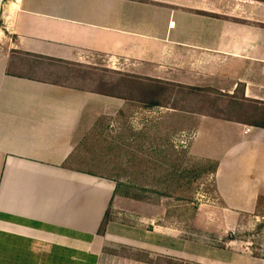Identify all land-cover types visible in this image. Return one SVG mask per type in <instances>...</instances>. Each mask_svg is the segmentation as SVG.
Returning <instances> with one entry per match:
<instances>
[{
  "label": "crops",
  "instance_id": "obj_1",
  "mask_svg": "<svg viewBox=\"0 0 264 264\" xmlns=\"http://www.w3.org/2000/svg\"><path fill=\"white\" fill-rule=\"evenodd\" d=\"M0 23V264H264V241L231 237L190 252L168 225L142 215L140 202L115 194V182L67 166L88 164L78 154L99 121L177 112L146 107L142 84L216 89L205 84L224 81L227 94L242 86L245 99L263 104L264 3L4 0ZM82 71L122 80L114 96L95 94ZM188 116L196 123L181 133L191 154L218 164L222 210L253 215L264 197V129ZM258 229L264 238V224Z\"/></svg>",
  "mask_w": 264,
  "mask_h": 264
},
{
  "label": "rangeland",
  "instance_id": "obj_2",
  "mask_svg": "<svg viewBox=\"0 0 264 264\" xmlns=\"http://www.w3.org/2000/svg\"><path fill=\"white\" fill-rule=\"evenodd\" d=\"M205 86L226 93L213 88L191 93L167 87L162 98L169 101L171 108L176 107V113L169 112L168 116L162 114L164 110L156 109L151 120L97 122L82 147L84 152L78 154L79 162L86 160L88 164L67 166L117 182L120 193L142 204V215L155 216L158 225H168L169 235L189 244L183 246L190 252H198L196 247L203 244L222 247L231 237L257 246V242L264 241L262 230L258 229L264 221L257 217L264 215V197L253 215L223 211L225 205L215 184L218 164L191 154V138L183 137L181 132L192 129L196 123L187 120L188 113L256 122L264 119V103L244 100L242 86L234 95L227 94L228 82L209 80ZM118 252L122 255L124 251ZM181 261L169 264H184Z\"/></svg>",
  "mask_w": 264,
  "mask_h": 264
},
{
  "label": "trees",
  "instance_id": "obj_3",
  "mask_svg": "<svg viewBox=\"0 0 264 264\" xmlns=\"http://www.w3.org/2000/svg\"><path fill=\"white\" fill-rule=\"evenodd\" d=\"M253 1H256L259 3H264V0H253ZM78 74L82 80L88 79L89 81H91V86H89V88H87V90H89L95 94H103V95H109V96H114L115 91L117 90L116 84L119 80H122V79H117L115 77L116 75L110 74V76H108L109 82L107 84L106 82L104 83L102 81L101 76L95 75V73L90 74V73H84V71H82L81 73H78ZM167 87L179 88V89L181 88V89L187 90L188 92H191V93H200V92L204 91V89H202V88L183 87V86H178V85H173V84H169V86H167V85L162 84L160 82H152L151 85L142 84V87L140 88L141 101L148 108H150V107H161V106H164L165 104H167V105H169V107H171V104L168 101L165 102L162 98V96L165 95V93L168 90ZM81 89H83V88H81ZM244 100H245V98H244ZM252 103L258 104L254 100ZM174 108H176V107H173L172 109H174ZM201 112H203V111H201ZM238 121H241V123H247L250 126L255 127V128L264 129V119H262V120L257 119L256 122L255 121L254 122H248V121H244L242 119H239ZM115 184H116L115 194L120 193L119 192V187H120L119 184H117V182H115ZM126 197L131 198V199H135L134 197H129V196H126ZM109 219H110V211H107L105 218H104V221H103L101 228L99 230V234L104 233L105 228L109 222ZM263 224H264V222H263ZM175 261H177V260L171 259V258H169V260H165L163 258L158 257L157 260L155 261V263H157V264H169V263H172ZM178 262H180V261H178ZM181 262H183L184 264H193V263L184 262V261H181Z\"/></svg>",
  "mask_w": 264,
  "mask_h": 264
},
{
  "label": "water",
  "instance_id": "obj_4",
  "mask_svg": "<svg viewBox=\"0 0 264 264\" xmlns=\"http://www.w3.org/2000/svg\"><path fill=\"white\" fill-rule=\"evenodd\" d=\"M3 1H4V0H0V6H1V4H2Z\"/></svg>",
  "mask_w": 264,
  "mask_h": 264
}]
</instances>
